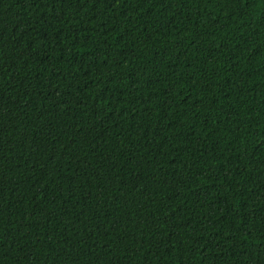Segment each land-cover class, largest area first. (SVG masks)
<instances>
[{
	"label": "trees",
	"instance_id": "obj_1",
	"mask_svg": "<svg viewBox=\"0 0 264 264\" xmlns=\"http://www.w3.org/2000/svg\"><path fill=\"white\" fill-rule=\"evenodd\" d=\"M0 264H264V0H0Z\"/></svg>",
	"mask_w": 264,
	"mask_h": 264
}]
</instances>
